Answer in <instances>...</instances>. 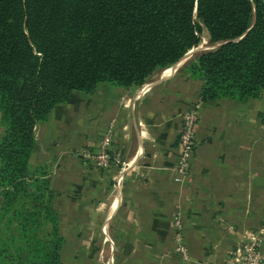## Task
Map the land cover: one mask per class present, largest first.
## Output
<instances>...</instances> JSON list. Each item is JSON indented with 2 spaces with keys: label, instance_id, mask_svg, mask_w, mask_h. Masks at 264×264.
<instances>
[{
  "label": "crops",
  "instance_id": "obj_1",
  "mask_svg": "<svg viewBox=\"0 0 264 264\" xmlns=\"http://www.w3.org/2000/svg\"><path fill=\"white\" fill-rule=\"evenodd\" d=\"M188 59L140 86L74 91L38 124L31 164L51 169L66 264H235L256 233L264 252V95L203 100V80L182 72ZM196 107L198 145L177 182L183 115ZM111 124L123 158L99 167L80 151H96Z\"/></svg>",
  "mask_w": 264,
  "mask_h": 264
},
{
  "label": "trees",
  "instance_id": "obj_2",
  "mask_svg": "<svg viewBox=\"0 0 264 264\" xmlns=\"http://www.w3.org/2000/svg\"><path fill=\"white\" fill-rule=\"evenodd\" d=\"M203 100L264 95V0H0V264H66L36 129L74 91L129 89L181 61Z\"/></svg>",
  "mask_w": 264,
  "mask_h": 264
},
{
  "label": "built area",
  "instance_id": "obj_3",
  "mask_svg": "<svg viewBox=\"0 0 264 264\" xmlns=\"http://www.w3.org/2000/svg\"><path fill=\"white\" fill-rule=\"evenodd\" d=\"M200 119L199 108L190 109L183 115L182 129L178 140V157L174 167V180L179 182L187 177L191 171V164L194 153L198 145L196 126ZM116 137V125L111 124L96 151L85 148L80 151V155L99 167L107 166L112 157L117 162L123 158L122 151L114 147ZM177 232L175 240L177 251L187 258V245L184 238V227L180 218L175 220ZM263 232L264 229H261ZM260 231V232H261ZM262 237L259 233L253 234L243 243L238 244L235 250V264H264V252L261 246Z\"/></svg>",
  "mask_w": 264,
  "mask_h": 264
},
{
  "label": "rangeland",
  "instance_id": "obj_4",
  "mask_svg": "<svg viewBox=\"0 0 264 264\" xmlns=\"http://www.w3.org/2000/svg\"><path fill=\"white\" fill-rule=\"evenodd\" d=\"M217 46V44H211L210 42H209V33H208V31L206 30V29H204V31H203V33H202V40H201V43L197 46V47H194L193 49H191L190 51L192 52V50H194V52H192V54H191V52L189 51L188 53H187V55L185 56V58L189 55V54H191V56L189 57V58H191L194 54H196V53H199V52H202V51H206V50H210V49H213V48H215ZM184 58V59H185ZM183 59V60H184ZM186 59H188V58H186ZM175 67V66H174ZM174 67H172V71H174L173 69H174Z\"/></svg>",
  "mask_w": 264,
  "mask_h": 264
},
{
  "label": "water",
  "instance_id": "obj_5",
  "mask_svg": "<svg viewBox=\"0 0 264 264\" xmlns=\"http://www.w3.org/2000/svg\"><path fill=\"white\" fill-rule=\"evenodd\" d=\"M192 52H194V50H192ZM192 52H191V54H192ZM191 54H189L186 58H189V57L191 56ZM184 58H185V57H184ZM184 58H183V59H184ZM186 58H185V59H186ZM183 59H182V60H183ZM180 62H181V61H179V62L176 63L175 65L179 64Z\"/></svg>",
  "mask_w": 264,
  "mask_h": 264
},
{
  "label": "bare ground",
  "instance_id": "obj_6",
  "mask_svg": "<svg viewBox=\"0 0 264 264\" xmlns=\"http://www.w3.org/2000/svg\"><path fill=\"white\" fill-rule=\"evenodd\" d=\"M190 52H191V51H190ZM184 61H185V59H184ZM180 65H181V64H180ZM175 68H176V66L174 67V69H175ZM174 69H173V70H174ZM172 72H173V71H172Z\"/></svg>",
  "mask_w": 264,
  "mask_h": 264
}]
</instances>
